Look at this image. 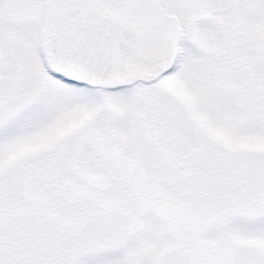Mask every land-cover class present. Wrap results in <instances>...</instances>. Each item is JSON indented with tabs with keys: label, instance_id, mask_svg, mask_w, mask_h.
Segmentation results:
<instances>
[{
	"label": "snow or ice",
	"instance_id": "6c2138e0",
	"mask_svg": "<svg viewBox=\"0 0 264 264\" xmlns=\"http://www.w3.org/2000/svg\"><path fill=\"white\" fill-rule=\"evenodd\" d=\"M0 264H264V0H0Z\"/></svg>",
	"mask_w": 264,
	"mask_h": 264
}]
</instances>
